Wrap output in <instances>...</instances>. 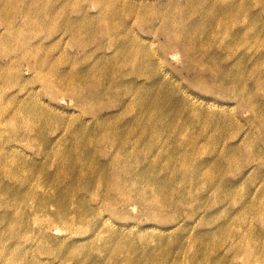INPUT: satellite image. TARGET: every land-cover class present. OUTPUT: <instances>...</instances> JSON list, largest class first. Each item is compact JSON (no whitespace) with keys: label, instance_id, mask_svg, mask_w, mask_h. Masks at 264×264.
I'll use <instances>...</instances> for the list:
<instances>
[{"label":"rangeland","instance_id":"1","mask_svg":"<svg viewBox=\"0 0 264 264\" xmlns=\"http://www.w3.org/2000/svg\"><path fill=\"white\" fill-rule=\"evenodd\" d=\"M53 1L67 3L66 13L57 18L47 15L42 8L38 13L20 11L22 15L17 16L13 26L17 38L12 40L8 36L4 43L16 48L40 31L44 47L48 46L43 53L49 58L52 52L51 61L62 59L61 69L69 67L73 61L78 69L92 68L96 79L88 83L96 80L106 90L113 86V79L103 83L97 75L101 77L106 71L104 59H108L113 73L121 77L115 102L126 101L125 108L131 103L139 109L144 107L147 112H156L149 102L158 94L161 100L172 104L168 109H160V117L170 116V125L177 131L179 141L169 140L167 126L163 127L158 143L145 140L143 152L150 148L152 154L137 158L143 160L140 167L145 172L151 171L143 179L152 180L155 188H163L156 199L150 200L149 208L124 202L131 194L114 190L111 183L107 191L115 200L110 203L93 187L81 183L90 177H101L103 172L97 168L104 159L113 157L114 144L102 145L106 156L95 153L88 159L82 156L71 159V163H79L72 165V175L63 177L58 174L63 166L54 169L49 158L32 154L26 145L33 140L23 139L15 126H2L0 140L4 147L14 145L33 155L25 154L28 173H19L28 183H33V179L45 182L44 188L54 190L55 194L50 192L53 197H60L67 181L77 179L69 194L59 201L67 203V217L86 222L79 233L58 225L47 232V238L40 240L37 228L29 222L30 217L23 212L16 215L22 206L30 209L32 202L27 198L31 193H27L20 206L14 195L0 191L11 205L5 208L10 219L0 221V230L4 229L3 235L0 234L2 264L12 259L39 262L34 264H73L65 263L63 256L73 249L70 245L75 239L74 249L79 245L84 252L80 264H113V256H121V261L123 256L133 257L135 264H264V0H173L182 11H175L172 16L170 5L168 9L158 6L172 0H119L118 6L117 2L103 3L108 9L105 20L100 18L102 9L94 0ZM46 2L48 0L42 3L18 0L15 6L18 10ZM128 5L140 12L128 14ZM227 8L229 11H225ZM116 9H121V13ZM30 15L34 17L32 23L22 24ZM167 15L175 22L183 18L180 20L183 27L190 30L182 44L188 59L181 49H174L165 41L161 25ZM222 15L227 17L224 25L217 21ZM85 16L90 22L84 26L80 23L75 27L76 33L63 32L67 19ZM37 18H46L43 22L50 25L49 28L38 30L41 25ZM9 30V26L0 23V35L6 36ZM145 49L147 54L140 58L143 54H138L139 50L146 52ZM21 51L20 48L18 53H11L12 60L16 55L21 56ZM191 58H197L198 62ZM8 59L3 56L2 65ZM32 61L22 59L14 68L8 66L5 74L0 75V90L12 85L14 89L8 88L6 92L11 94L18 90L17 86L24 87L18 92V100L42 103L48 111L50 108L51 115L44 112L42 118L52 123L46 135L57 139V144H80L78 139L85 133L84 129L93 130L99 142L102 132H98L91 115L83 113L87 107L82 109L75 98L62 92L42 94L43 84L38 81L37 73L28 67ZM151 82L157 83L154 89ZM140 92V97L135 99L133 94ZM38 93L43 99L38 100ZM109 106L103 104L99 111L106 113L101 117L106 123L104 130L110 131L119 124L128 125L131 117L128 121L124 119L129 113L126 116L122 109L109 112ZM44 121L36 123L38 129ZM141 123L142 118L138 127ZM76 125H81L83 130L74 129ZM39 134L45 135V132L39 131ZM188 137L193 148L187 145ZM178 142L181 146L176 145ZM165 148L167 153L159 155V150ZM48 179L57 182L55 189L46 182ZM43 194L45 192H40L35 200ZM50 209H58L57 204ZM3 210L0 206V214ZM37 215L43 216L41 212ZM16 221H21L19 236L12 232L19 226ZM25 229L35 230L32 248L19 242ZM42 240L46 243L40 246ZM249 249L256 257H250Z\"/></svg>","mask_w":264,"mask_h":264},{"label":"bare ground","instance_id":"2","mask_svg":"<svg viewBox=\"0 0 264 264\" xmlns=\"http://www.w3.org/2000/svg\"><path fill=\"white\" fill-rule=\"evenodd\" d=\"M17 1L18 0H0V23H5L10 28L6 36L3 37V35H0V37L2 36L0 38V59H2L3 56L9 57V61L5 65H2V61L0 60V75L3 76L5 74L6 70L8 69V66L9 68H14L15 65L20 64L22 59H33L30 64L28 63V67L29 69L37 73L38 81H41V83L43 84L44 90L46 92L44 91L42 92V94H46L49 91L55 94V91H58L64 93L70 98H75L77 106L81 107L82 109L85 107L88 108L86 110L83 109V113H89L91 115L90 118L95 120L93 123L96 124L98 132L100 131L102 132V134L100 135V141L98 142L95 140V132L93 130H83L81 125H76L74 129L78 128L79 132L80 130H83L85 132L82 137L78 139L80 140V144H77L76 142H70L63 145L57 144V139H53L52 137L47 136L49 134L48 131L52 123H47V120L44 121L45 119L42 118L44 112H46L47 115H51V109L49 108L48 111L46 107H43L42 103H26L25 101L18 100V92L23 91L24 87L17 86L18 90H14V92H12L11 94H6L8 88L11 89L14 87L12 85L5 86L0 90V128H2V126L5 128L15 126L18 133L23 136V139L27 141L33 140V142H29V145H26L30 150H32V154L43 155L49 158L51 160L52 166H54V169L57 166H63L60 168L61 171L58 170V174L60 176L62 175L63 177H69L70 175H72V165H76L79 163H71V159H78L81 156L84 159H88L93 157L95 153L101 155L102 157V155L106 154L105 149L102 145L105 143L114 144L115 146L112 153L113 157L111 156L112 158L109 159L102 158L104 159V161L97 168L98 170H100V172H103L101 177H99L98 179H96L95 177H90L88 180H82L81 183L83 184V186L93 187L96 191H98L99 195L105 198L106 203H110L115 200V197H110V194L107 191V189L109 188V183H111V188H113L114 190L118 189L124 195H127L128 193L131 194L129 196H126V200L124 202H134V204H139L143 207H149L150 205L148 204H150V200H154V197L156 199L157 193H162V187L155 188L156 186L153 185L152 180L148 179L147 181H144L143 179L147 174H150L151 171L145 172V170L140 167L143 162L141 158L152 154L150 148L147 149L146 152H143V148L145 147V140L148 141V139H150L154 143L159 142L163 135L162 130L164 126H167L166 129H168L167 132L169 134V140H178L177 131L174 127L172 128L173 125H170V116L164 115L162 118L160 117V109L162 107L164 109H168L169 107H172V104L170 106L169 102L161 100L157 94L155 98L151 97V100L149 102V104L155 108L156 112H147L143 109L144 107L142 109H139L136 108L137 106L135 104L131 103L128 104L127 108H125L126 101L122 103L115 102L116 100L114 96L118 94L117 89L120 85V83L118 82L121 81V77L120 75L115 74V72L113 73V66H111V63L110 61H108V59H104L106 71H103L101 77H98L97 75V79H99L103 83L109 78L113 79V86L110 87L109 90H106V88H102V85L96 80L91 83H88L89 80L96 79V77L92 73V68L85 67V69H78V67L75 66L76 61H73V64L70 63L69 67L61 69L60 65L62 63V59L58 58L54 61H51L50 58H53L52 52H48V55L50 56L49 58L43 53V50L48 46L45 45L44 47V43H42L40 37V31H36V36L34 35L35 37H32L33 39L29 40L28 42L26 40L27 43L22 44L21 46L16 45L15 48V46L12 47V44L11 46L6 45L4 43V40L5 38H8V36L11 37L10 39L12 40L17 38L16 30L13 26L16 24L17 16L22 15L20 11L27 13L34 11L35 13H38V9L42 8V10H45L44 12H46L47 15H54L58 18L64 13H66V9L68 7L67 3L65 2L57 3L56 1L48 0V2L42 4L41 6L30 5L24 8H19L17 10L15 6V3H17ZM43 1L44 0H34V2L36 3H42ZM94 1L98 2L102 9L100 17L102 20H105L106 15L108 16V9L104 6L103 3L111 2L115 4V2H117L116 5H119V0ZM167 3L168 2L158 4V6L160 8H162V6H166L164 9H168L170 5L171 12L169 13H171V16L173 15V13H175V11L178 13L182 11L181 9H179V7L173 0L170 1L168 4ZM127 8L128 10L126 11L128 14H135L140 12V9L134 8L133 5H128ZM228 9L229 8H227L225 11H229ZM116 10L118 13H121L119 12L121 9ZM33 18L34 17L30 15L29 20H24L22 24L29 25L30 23H32ZM226 18V15H222L218 17L217 21L219 24L224 25L226 22ZM43 19L46 18L36 19V21L41 25L37 28L38 30L43 29L45 26H48V28L50 26L46 25L45 22H43ZM99 19H97V21ZM180 20L183 21V18H177L175 22L173 21L172 17L170 18V16L168 15L164 16L163 23L161 25V32L163 33L165 41L168 43V45L170 47H173L174 49H181L184 58L188 59L189 55L187 54V52L185 53L186 49L182 44L186 39L184 35L190 33V30L183 27L182 22ZM87 22H90L88 16L81 17L80 19H67L64 25L63 32L67 34L69 33L70 35L76 33L77 31L75 27H77L80 23L84 26ZM103 30L105 33L107 32L105 29ZM139 44L140 42L137 43L138 46ZM20 48L22 49L21 52L23 53L21 54V56L14 55L15 57H13L12 60V56H10L11 53H18ZM141 50H139L138 54H143V56H140V58H144V54L146 55L147 51L146 49V52ZM136 57L134 56V58ZM191 60L198 62L197 58H191ZM193 61L189 60L190 64H194ZM12 65L14 66L11 67ZM212 81L213 79H211V82ZM96 83L98 85H96ZM206 83L210 82L206 81ZM151 84H153L151 86L154 89L156 87L155 84L157 83L151 82ZM141 94V92L134 93L133 96L135 99H138ZM34 96L37 97L36 95H33V97ZM41 99H43V97L40 93H38V100ZM100 99L103 101H101ZM98 100H100L101 102H99ZM100 103H103L104 105H110L109 107L111 108H109V112L122 109V113L126 112V116L128 112L129 114L127 118L124 119L125 121H128V118L131 117L130 121H128L127 123L128 125L119 124L113 126L111 127L110 131L108 130L109 132L107 130H104V126L106 123L101 117L106 113H102V111L99 113L103 105H100ZM116 107L118 108L116 109ZM8 108L11 109L7 111ZM113 117L115 116H112V118ZM141 118V127H138ZM38 121H44L42 122L43 125H41L39 129L36 126V123ZM146 124L148 125V127H145ZM43 130L45 132V135L39 134V131L44 133ZM106 132L108 133L106 134ZM187 140V145L192 146V140H190L189 137ZM12 141L15 142V140L9 139V142ZM1 142L2 141L0 140V191L5 192V194L8 195H14V197H16V199L19 201L20 206H22L21 203L26 200L27 193H31V196L27 198L28 201L32 202L31 204H29L28 202L30 209L27 206H25V208L22 206V209L19 208L18 211H16V215L23 212L22 214L30 217L31 221L29 222L33 223L32 227L37 228L36 232H38V238L40 240L43 238H47V232H49L54 227H57L58 225L72 230L71 232L74 231V233H79V228H81V226L86 222L79 220L80 218L77 219L76 217H67L68 209L66 210L65 208V206H67V203H62L59 201L61 199L60 197H63L64 195L67 196L69 194L70 188L77 182V179H75V181H67L69 183H67L66 188L64 189L65 192H60L58 196L63 192L64 194L60 197H53V195L51 194L54 193V190L49 191L44 188L45 182L40 183L37 180L33 179V183L32 181L28 183L29 181H27L26 178H23V176L19 174L28 173L29 170L27 164H25L27 162L25 154L33 156L31 155V152L27 153L23 149L19 150L14 145L4 147ZM134 143H142V145L137 146ZM176 145L181 146V143L178 142L176 143ZM183 147L185 148L186 146ZM191 148H193V146ZM166 149L167 148L159 150L158 154L164 156L167 153ZM197 151H199V149H197ZM138 157L141 158L137 159ZM149 166L154 165L150 164ZM109 178L110 180H108ZM15 182H17L19 186H17ZM46 182L50 183L49 185L52 187V189H55L54 187H56L55 184L57 185V182L55 183V181H52L50 179L46 180ZM42 191L45 192V194H43L40 199L35 200L36 196ZM38 197L39 196H37V198ZM69 202L71 203L70 200ZM53 204H57L58 206V209H56L55 211H51L50 209V206ZM0 206L4 209L3 213L0 214V221H8L10 219V213L5 208H9L11 207V205L9 204L6 196L2 194H0ZM81 206H84V202L81 203ZM37 211L43 214L41 218L38 217ZM259 213L263 214L260 211ZM19 222L21 221H16L18 225ZM19 229L20 225L18 227H14L12 229V232L19 236ZM2 231H4V229L0 230L1 235H3ZM34 233L35 230L29 231L28 229H25L24 235H21V237H19V242L21 244L25 243L30 248H32L34 243L32 236L34 235ZM75 240L73 242L71 241L72 243L70 245V247L73 249L70 251L67 250L68 254L63 256L65 263L80 264V262L83 261V249H81L79 245H77L75 247L76 249H74V245L76 244ZM37 243L38 241H36V245ZM45 243L46 242L42 240L40 242V246ZM106 249H110V247L106 246ZM123 249L124 248H119L120 251H122ZM103 250L104 249L101 248L100 252H102ZM60 253L64 254V251H60ZM247 253L250 255V257H256V254L253 253L252 249H249ZM113 258V264H135L133 257L123 256V261H121V256H113ZM36 262L38 261H34L33 259L32 262L24 261L23 259H21V261H18L17 259H12L7 263L34 264ZM251 262L252 260H250V263ZM2 263H4V259L0 258V264Z\"/></svg>","mask_w":264,"mask_h":264}]
</instances>
